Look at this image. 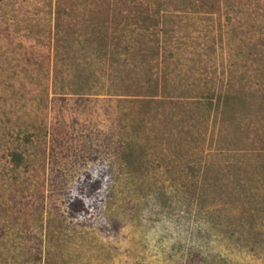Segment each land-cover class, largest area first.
<instances>
[{"label": "rangeland", "instance_id": "374dc122", "mask_svg": "<svg viewBox=\"0 0 264 264\" xmlns=\"http://www.w3.org/2000/svg\"><path fill=\"white\" fill-rule=\"evenodd\" d=\"M248 5L173 18L183 53L164 102L55 94L52 41L25 31L45 25L39 2L0 0V264H53L50 253L59 264H264V236L256 252L226 236L232 216L256 215L264 233V0L256 22ZM229 85L252 104L239 126L209 105ZM129 135L144 154L139 181L177 185L173 208L141 193L120 201Z\"/></svg>", "mask_w": 264, "mask_h": 264}, {"label": "trees", "instance_id": "16d2710c", "mask_svg": "<svg viewBox=\"0 0 264 264\" xmlns=\"http://www.w3.org/2000/svg\"><path fill=\"white\" fill-rule=\"evenodd\" d=\"M24 1L34 3L36 0ZM252 1L257 3L256 16L252 13L249 19L256 22L263 0H37L45 25H28L25 31L30 36H48L52 41V89L55 94L161 97L166 102L172 98L171 92L178 91L177 87L170 85L175 73L173 68L181 64L183 53L181 42L170 37L172 32L168 24H173V18L189 12L220 14L228 7L241 8L247 4L251 7ZM246 14L245 11L244 17ZM261 18L264 20V13ZM4 34L11 36L10 28L5 29ZM257 42L263 49L264 38H258ZM230 87L232 85L227 91H213V101L209 103L225 127L239 126L240 115L252 108L241 91ZM259 107L264 108V104ZM223 135L224 131L220 136ZM125 139L128 140L127 148L121 152L120 160L122 169H126L123 176L129 178V182L120 193L123 196L120 201L127 203V198L134 200L141 193L156 200L166 197L160 208H173L177 185L166 187L162 183L157 188L146 179L140 182L145 171L142 169L143 150L141 153L138 149L140 145L135 136L129 135ZM9 157L16 169L27 166L22 153L12 151ZM189 171L197 181L200 168L189 167ZM87 189L92 195L91 188ZM105 216L114 228L118 222H123L113 213ZM135 216L138 218L139 213L133 209L132 221ZM242 220L230 217L226 236L241 244L253 242L252 250L256 252L264 236L259 218L252 216L250 224ZM50 254L53 257L51 262L59 264L58 254Z\"/></svg>", "mask_w": 264, "mask_h": 264}]
</instances>
